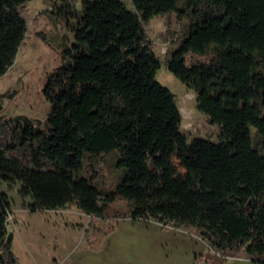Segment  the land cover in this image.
<instances>
[{"label":"trees","instance_id":"1","mask_svg":"<svg viewBox=\"0 0 264 264\" xmlns=\"http://www.w3.org/2000/svg\"><path fill=\"white\" fill-rule=\"evenodd\" d=\"M33 0H0V78L14 65ZM83 0L66 61L48 74V130L25 118L0 131V184L22 182L33 210L75 204L100 219L157 218L201 236L225 257L264 264V0ZM186 19L168 68L197 94L219 140L190 138L148 26L157 15ZM190 18V21L188 19ZM212 54L209 63L186 56ZM119 149L127 168L115 191L85 170L87 152ZM86 173H90L88 176ZM127 201L125 211L112 206ZM0 191V264H22ZM114 225L101 233L113 232ZM100 229L97 228L98 236ZM207 262V260L205 261Z\"/></svg>","mask_w":264,"mask_h":264},{"label":"rangeland","instance_id":"2","mask_svg":"<svg viewBox=\"0 0 264 264\" xmlns=\"http://www.w3.org/2000/svg\"><path fill=\"white\" fill-rule=\"evenodd\" d=\"M124 1L134 9L131 0ZM67 3L76 14H82L83 0L31 2L28 34L14 65L0 78V131L7 129L5 122L16 126L24 123L25 118L36 127L48 130L51 104L44 93L47 77L66 61L64 52L74 41L72 24L77 18L68 19L58 14V6ZM184 4L185 0H178L179 8ZM178 13L157 15L148 26L155 51L162 61L157 78L176 94L183 115L182 129L188 136L218 141L220 128L210 124L198 109L196 92L168 68L169 53L179 46L186 28V19L179 21ZM212 57V54L186 56L188 63H209ZM120 156L119 149L102 155L86 153L85 170L98 171L94 181L104 192L115 191L127 173V168L118 162ZM21 189L20 181H2L0 184V191L6 193L11 202L7 226L13 234L14 251L22 264H257L242 257H225L201 236L162 223L157 218L138 219V224L131 229H126L128 223L122 222L116 233L103 237L101 232L107 227H115L117 221L85 214L73 203L60 209L33 210V198L24 196ZM112 206L125 211L127 201L116 197ZM21 214L26 215L22 217ZM97 228L100 229L99 236ZM138 237L143 240L137 244ZM118 240L125 242L117 244ZM129 240L134 244L131 245Z\"/></svg>","mask_w":264,"mask_h":264},{"label":"crops","instance_id":"3","mask_svg":"<svg viewBox=\"0 0 264 264\" xmlns=\"http://www.w3.org/2000/svg\"><path fill=\"white\" fill-rule=\"evenodd\" d=\"M25 215H26V214H21L22 217L25 216ZM137 221H138V219L123 218L122 220H120V221L117 222V224H116V226H115V230H114L111 234L116 233V232L120 229V227H121V223H122V222L128 223V224H125V225H126V226H125L126 229H131V228L135 227V224H136ZM129 222H132V225H131V223L129 224ZM137 224H138V223H137ZM137 224H136V225H137ZM184 232H185V231H184ZM184 232H183V233H184ZM111 234H109V236H110ZM142 240H143V239H142ZM142 240H140V238L138 237L136 243L138 244V243H140V241H142ZM129 241H130V244H131V245L134 244L133 241H131V240H129ZM124 242H125V241L120 242V241L118 240V241H117V244H123Z\"/></svg>","mask_w":264,"mask_h":264},{"label":"built area","instance_id":"4","mask_svg":"<svg viewBox=\"0 0 264 264\" xmlns=\"http://www.w3.org/2000/svg\"><path fill=\"white\" fill-rule=\"evenodd\" d=\"M154 218L150 217V218H139V220H147V221H150V220H153ZM159 221V220H158ZM161 222V221H160ZM163 223V222H162Z\"/></svg>","mask_w":264,"mask_h":264}]
</instances>
